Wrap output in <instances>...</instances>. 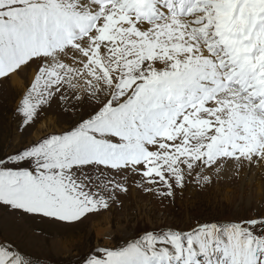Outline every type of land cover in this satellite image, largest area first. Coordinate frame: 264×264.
Here are the masks:
<instances>
[{"label": "snow or ice", "instance_id": "snow-or-ice-1", "mask_svg": "<svg viewBox=\"0 0 264 264\" xmlns=\"http://www.w3.org/2000/svg\"><path fill=\"white\" fill-rule=\"evenodd\" d=\"M31 70L24 136L0 155V208L36 234L107 210L129 182L173 197L264 165V0H0V82ZM0 264H38L0 240ZM83 264H264V212L140 229Z\"/></svg>", "mask_w": 264, "mask_h": 264}, {"label": "rangeland", "instance_id": "rangeland-1", "mask_svg": "<svg viewBox=\"0 0 264 264\" xmlns=\"http://www.w3.org/2000/svg\"><path fill=\"white\" fill-rule=\"evenodd\" d=\"M33 79L31 70L0 82V155L22 140H36L67 128L71 119L53 106L40 114L24 136L17 131V108ZM2 88V89H1ZM264 212V165L235 167L220 173L209 185L195 182L175 189L173 197L149 194L135 182L107 210L74 226L45 225L36 234L10 211L0 208V240H13L38 264H83L97 246H114L140 229L166 226L188 229L199 222L253 218Z\"/></svg>", "mask_w": 264, "mask_h": 264}, {"label": "bare ground", "instance_id": "bare-ground-1", "mask_svg": "<svg viewBox=\"0 0 264 264\" xmlns=\"http://www.w3.org/2000/svg\"><path fill=\"white\" fill-rule=\"evenodd\" d=\"M12 78H15V76H13ZM2 89V88H1Z\"/></svg>", "mask_w": 264, "mask_h": 264}]
</instances>
